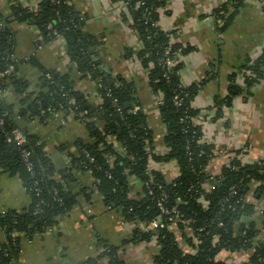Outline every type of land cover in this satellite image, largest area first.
Wrapping results in <instances>:
<instances>
[{
  "label": "trees",
  "instance_id": "1",
  "mask_svg": "<svg viewBox=\"0 0 264 264\" xmlns=\"http://www.w3.org/2000/svg\"><path fill=\"white\" fill-rule=\"evenodd\" d=\"M140 1L137 9L138 0H111L112 3L127 4L130 18L126 13L123 17L140 43L138 49H127L126 58H134L140 63L155 99L162 98L161 104L156 101L164 127L162 142L167 150L162 154L157 151L156 133L138 97L137 85L126 79H111L112 84L108 83L110 78H105L104 64L97 59L99 41L84 31L86 17L77 12L69 0H40L36 9L14 7L13 11L20 23L36 25L44 42L56 39L54 31L64 40L78 71L100 84L98 93L103 103L97 111L91 108L84 94L75 90L68 76L40 66L36 58L30 61L14 59L16 39L9 27V19L0 13V69L15 65L19 74L6 77L0 89H7L22 98L17 113L14 105L7 104L4 97L0 98V121L4 120V126L0 127V170L17 176L31 199L30 206L23 211L0 210V264H19L24 239L45 234L74 208L79 197H91L92 192L87 187H80L75 193L73 172L90 173L94 191L102 197L106 207L119 211L135 225L133 242L156 241L160 248L155 257L156 264H230L220 258L223 251L237 253L252 249L255 252L246 264H264V246L255 245L259 234V222L255 219L257 206L248 202L236 204L250 192L256 200L264 196V161L247 164L234 159L222 167L218 177L209 180L208 167L217 149L203 141L199 122L206 121L207 115H201L193 105L201 85L184 86L181 80L184 66L181 57L194 49L174 43V32H166L159 25V11L170 0ZM246 1L227 0L215 11L214 15L225 21L220 31L227 29ZM49 24L53 25L52 30L47 29ZM168 60H172L173 65L168 66ZM24 64L38 69L37 95L28 93L30 83L20 75ZM245 69V88L233 89L237 94L249 95L264 79V55ZM47 74L52 80L46 77ZM65 93L76 99L77 104L71 110L77 119L84 120L92 141L77 144L78 152L71 157V165L58 178L44 142L37 136L27 135L26 148L33 153V176L20 151L6 142L4 132L20 128L17 116L44 122L49 114L42 116L40 109L51 108L65 115L71 114ZM177 96L181 99L179 105L175 103ZM225 106H231V102L215 100L214 120L222 117ZM136 107L140 109L136 110ZM95 113L103 115L104 130L97 127L93 119ZM171 162L176 163L178 170L171 180L152 167L153 164ZM132 181L139 182L142 187L137 197L131 196ZM255 184L259 185L255 187ZM232 187L236 188L237 194L224 205L222 200ZM163 195L167 196L164 208L170 215L164 214L157 205ZM158 218L165 223L164 229L144 232L138 228L139 223H150ZM261 223L264 225V213ZM12 233L17 236L12 237ZM181 241L186 244L184 248ZM118 252V248L106 245L99 258L85 264H102L101 259L103 264H125Z\"/></svg>",
  "mask_w": 264,
  "mask_h": 264
},
{
  "label": "crops",
  "instance_id": "2",
  "mask_svg": "<svg viewBox=\"0 0 264 264\" xmlns=\"http://www.w3.org/2000/svg\"><path fill=\"white\" fill-rule=\"evenodd\" d=\"M34 2L0 0V13L9 19V27L16 39L15 57L22 61L34 55L40 66L68 76L75 90L84 94L91 108L97 111L103 103L98 93L100 84L78 71L67 53L68 46L64 40L59 38L46 43L36 25L34 28L27 26L15 17L14 7L33 10L38 0ZM226 2L170 0L159 11V25L166 32H174L173 42L194 49L181 57L184 65L181 80L184 86L201 85L193 105L201 111V115H207L206 121L199 124L202 126L203 141L217 149L215 159L208 167V171L215 175L227 163L229 153L242 152L247 164L264 161V79L252 88L249 95L237 94L233 89L245 88V67L264 55V7L258 1L247 0L227 29L220 31L225 21L214 13ZM69 3L86 17L84 31L99 41L97 59L111 71L110 80L126 79L137 85L138 97L156 133L157 151L160 154L166 152L162 142L164 127L147 74L136 59L126 58L127 49H138L140 43L124 20L121 2L69 0ZM127 18L130 16L127 15ZM20 75L30 83L28 93L37 95L38 69L31 64H24ZM4 98L7 104L15 106L16 113L20 111V96L10 91ZM215 100H229L231 106H225L222 117L214 120L217 112L213 108ZM61 115L65 125L52 117L40 122L17 116L20 127L27 128L28 135L37 136L44 142L45 151L53 160L58 178L68 170L71 157L77 154V144L92 141L84 120L77 119L72 113ZM102 116L95 113L93 119L97 127L104 130ZM116 148L120 151V147ZM156 169L162 171L168 180L177 176L175 162L159 164ZM72 174L76 180L75 193L80 187H87L92 192L91 197H79L74 208L58 219L54 232L24 239L19 264H85L90 259L99 258L105 252L106 245L118 248V255L125 264H156L155 257L160 251L156 241L133 242L135 225L119 211L106 207L102 197L94 191V180L90 173ZM141 188L139 182L132 181L131 196L137 197ZM258 201L259 208L264 210V204ZM30 204V196L22 181L0 170V210L20 212ZM221 257L230 264L242 261L240 255L234 257L223 253ZM101 263H104L103 259Z\"/></svg>",
  "mask_w": 264,
  "mask_h": 264
},
{
  "label": "built area",
  "instance_id": "3",
  "mask_svg": "<svg viewBox=\"0 0 264 264\" xmlns=\"http://www.w3.org/2000/svg\"><path fill=\"white\" fill-rule=\"evenodd\" d=\"M40 0H38L39 2ZM140 0H138V3L136 5V8L138 9L140 7ZM38 5V4H37ZM260 5L264 7V1L263 2H260ZM35 8H37V6H35ZM121 8L123 9V12L128 14L129 15V12H128V6L127 4H125L124 2H121ZM48 30H52L53 29V25L52 24H49L48 27H47ZM53 36L56 38V39H59V35L57 32H53ZM55 39V40H56ZM39 49L41 48V46L38 47ZM14 59L16 61H20L18 60L15 56H14ZM31 59H35V56H30V57H27L25 58L24 60L22 61H30ZM167 65L168 66H171L173 65V62L172 60H168L167 61ZM105 67H103L104 69ZM19 75L17 72H16V67L15 65H9L6 69L4 70H1L0 69V85L2 84V82L4 81V79L8 76H11V75ZM46 77L49 79V80H52V76L50 74H47ZM8 90L7 89H0V98L1 97H5V95L7 94ZM64 96H67L68 95L65 93ZM156 101L159 102V104L162 103V98H159L156 99ZM115 105L117 106L118 108V111L121 112V107L118 106L117 104V101L115 100ZM175 103L176 105H179L181 103V99H179V97H175ZM77 104V101L74 97H68V105L70 106V110L75 107ZM157 104V103H156ZM140 108L139 107H136V110H139ZM41 111V115L42 116H47L48 114V118L46 120H48L49 118H53L55 120H57L61 125H65V122H64V119L62 117V113L61 112H56L55 110L53 109H49L47 111H45L44 109H40ZM71 113L72 114H75L74 110H71ZM32 120H35V119H32ZM45 120V121H46ZM198 123V121H196ZM4 126V120L2 119L0 121V127L2 128ZM5 134V139H6V142L9 144V145H12V146H15L19 151H20V154H21V158L22 160L24 161V163L26 164L29 172L34 176V167H33V153L30 149L26 148V145L28 143V139H27V135L22 131V128H14L12 131H6L4 132ZM216 151H215V155H214V158L215 159V156H216ZM243 153L241 152L240 154H237L236 152L235 153H229L228 154V157H227V163L225 165H228L232 160L236 159V160H240V161H243L245 163V161L243 160ZM212 159V160H213ZM211 160V161H212ZM71 165V163H70ZM157 165L159 164H153L152 167L156 169ZM156 166V167H155ZM209 175V180L212 181L214 180L216 177H218L220 175L217 174H212V173H208ZM259 184H255V187H257ZM237 194V191H236V188L235 187H232L229 191V194L223 198L222 200V203L225 205V204H228L230 203L231 201V197L236 195ZM166 198L167 196L166 195H163V198H161L158 202H157V205L158 207L163 211L164 214H167V215H170L171 213L166 211L165 208H164V203L166 201ZM61 201V199L59 200ZM251 203V204H255L257 206V213L255 215V219L259 222L258 223V227L257 229L259 230V234L257 235L256 239H255V245H263L264 246V225H262L261 221H262V214L264 213V210H261L258 206V200H256L254 198V194L253 192H250L246 197H242L240 198L236 204H239V203ZM39 207V206H38ZM234 211V210H233ZM176 213V212H175ZM176 215L178 216V214L176 213ZM179 218V216H178ZM172 219V218H171ZM254 219V218H253ZM165 223L161 220V218H158L150 223H139L138 224V228H140L142 231L144 232H150V231H157L159 229H164L165 228ZM220 226H223V224H220ZM55 231V226L54 227H51L47 230L46 233L50 232H54ZM42 234L38 233L35 235V237H38V236H41ZM17 236V233H12V237H16ZM33 237V238H35ZM27 239H32V238H27ZM184 242L181 241L180 244H181V247H185V243L183 244ZM22 251V249H21ZM192 253H194V251L191 250ZM255 252V249H252L251 252L250 251H245V250H242L240 252H237V253H232V252H229V251H223L221 253V255L223 253L225 254H228L229 256H234L235 255H240L242 257V261L239 262L238 264H246V263H249L250 262V258L252 256V254ZM220 255V258L222 259ZM259 261L262 262L263 259L262 258H259ZM237 264V263H235Z\"/></svg>",
  "mask_w": 264,
  "mask_h": 264
},
{
  "label": "water",
  "instance_id": "4",
  "mask_svg": "<svg viewBox=\"0 0 264 264\" xmlns=\"http://www.w3.org/2000/svg\"><path fill=\"white\" fill-rule=\"evenodd\" d=\"M20 9L23 10V8H20ZM24 16H25V15H24ZM104 71H105V73H106L105 78L108 79L109 76L111 75V71H110L108 68H104ZM108 83L111 85V84H112V83H111V80H108ZM43 103L45 104V106H47L46 101H43ZM22 131H23L26 135H28V134H27V128L23 127V128H22Z\"/></svg>",
  "mask_w": 264,
  "mask_h": 264
},
{
  "label": "rangeland",
  "instance_id": "5",
  "mask_svg": "<svg viewBox=\"0 0 264 264\" xmlns=\"http://www.w3.org/2000/svg\"><path fill=\"white\" fill-rule=\"evenodd\" d=\"M35 2H36V0H35ZM35 2H34V3H35ZM18 23H19V22H18ZM25 25H27V26H33V28H34V25H32V24H26V23H25ZM261 201H262V203L264 204V196L262 197Z\"/></svg>",
  "mask_w": 264,
  "mask_h": 264
}]
</instances>
